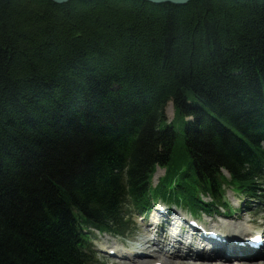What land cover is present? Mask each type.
<instances>
[{
	"label": "trees",
	"instance_id": "1",
	"mask_svg": "<svg viewBox=\"0 0 264 264\" xmlns=\"http://www.w3.org/2000/svg\"><path fill=\"white\" fill-rule=\"evenodd\" d=\"M224 187L262 201L264 0H0V264H95L84 227Z\"/></svg>",
	"mask_w": 264,
	"mask_h": 264
},
{
	"label": "rangeland",
	"instance_id": "2",
	"mask_svg": "<svg viewBox=\"0 0 264 264\" xmlns=\"http://www.w3.org/2000/svg\"><path fill=\"white\" fill-rule=\"evenodd\" d=\"M165 111H166L167 118L170 119L171 116H172V112H173V108H172V105L170 103L167 104ZM163 174H164V170L163 169H157L155 174H154V176H153V178H152L151 184L153 186L156 185L157 182H158L157 181L158 177H161ZM224 196H225L224 198L227 201L230 209L232 210V214H231L230 217L223 218L222 223H221L222 224L221 228H217V229L222 230L223 232H225L223 229H227V230H238L239 229V230H241L245 226V225H241L242 223H246L247 224L249 221H251L253 224L248 226L249 229H252V228L257 229L258 228V229L264 231V205L261 206L262 211L260 213H258V214L254 213V207H253V210H251L250 212L247 211V212L243 213L244 220L240 221L241 219L237 220V219L234 218V216H236V214L238 212L239 213L242 212V210L240 208V202L243 201L242 195H238V194L234 193L233 191H231L230 189H226L225 193H224ZM203 199L204 200H209V198L207 196H203ZM247 217L250 218V220L248 219L249 220L248 222L245 220ZM142 219H143L142 217H138V216L134 217V220H133V231H132L131 234H129L128 238H123V237H121L119 235L112 236L109 233L108 234L107 233H105V234H100L99 233L100 235L103 236L104 239H108V240L105 241L106 244H108L109 241L111 243L115 242L114 244H117V246L113 245V247L117 248L118 250L120 249L118 252H116L117 255L119 254L118 257H116V258L113 257V258L110 259L109 262H101V264H119L118 261L125 260V258H123L121 256V254H124L125 256H127V259H129V258L133 257V254L135 252H138V250L141 249V247L145 243V239H147L148 237L151 236L150 235L151 234L150 227L153 228V224L151 223L150 225H152V226H149V229H148L149 221L146 220V219H143V220ZM213 222H215V221H213ZM209 227H213V226L209 225ZM148 231H149V233H147ZM152 232H153V229H152ZM155 234L156 233L154 231V235L151 236V238L154 237ZM147 235H150V236H147ZM156 235L160 238L163 235V233H159V235L158 234H156ZM141 240H142L143 243L140 242ZM121 243L123 245H121ZM150 245H152V244L150 243ZM152 247L153 246H151V248ZM144 248H143L144 251H149V252L151 251L153 253V251H152L153 248L149 249V245L148 246H144ZM217 249L220 250V248H217ZM124 252L128 253V254L132 253V256H129V255L125 254ZM233 254H236V253H233ZM119 256L121 258H119ZM157 258H159V257H157V256L150 257V259L144 264H152V263H154V261H157ZM182 258H179V257H175L174 258V257H172V260L173 261L183 260L182 262H180L182 264H187V263L188 264H192V263H194V264H221L219 261H217V263H215V262H213V260L212 261L205 260V262H206L205 263V262H201L199 260H192L191 261V259H182ZM158 260H160V258ZM185 260H186V262H185ZM100 261H101V259H100ZM235 264H238V263H235ZM259 264H264V261H260Z\"/></svg>",
	"mask_w": 264,
	"mask_h": 264
},
{
	"label": "bare ground",
	"instance_id": "3",
	"mask_svg": "<svg viewBox=\"0 0 264 264\" xmlns=\"http://www.w3.org/2000/svg\"><path fill=\"white\" fill-rule=\"evenodd\" d=\"M261 211H262L261 206L256 209V212H258V213H260ZM236 218H241L242 220H244V218L241 215L240 216H236ZM155 219H154L155 221H158L157 217H155ZM248 219L250 220L249 217H247L245 220L248 222L249 221ZM152 224H153V222H152ZM208 228H211L212 232H215V233L221 235L222 237H225L224 239H226V242L224 244L223 243H217V242L211 243L213 248H210L209 257L202 256L199 251L188 252V253H180V252H176V251H172V250H169V251H166V252L165 251H160L158 254H156V256L160 258V260L157 259L158 263L159 264H179L180 262L183 261V260L173 261L172 257H174V258L175 257H179V258L183 257V258L191 259V261L192 260H199L201 262H205V260H208V261H212L213 260V262L217 263V261H219L221 264H233V263L234 264L235 263H238V264H259L260 261H264V256H262L260 252L252 253L251 255L250 254L249 255H245V254L240 255V254H237V253L233 254L234 251L241 250V248L239 249L236 246V245H238L237 242L239 241L235 237L237 234L230 233L229 231H227V230H225L223 228L222 229L225 232H223L222 230H219V229H213V227H209V226H208ZM152 229H154L153 231H155L156 234L159 235V233H163V235L160 238L156 234L152 238L151 237H148L147 239L144 238L145 239V243L143 244L141 249L138 250V252H135L133 254V257L127 259V256H125L124 254H121V256L123 258H125V260L118 261L119 264H144L151 257V255L149 253H151L153 255L155 254V253H152L151 251L150 252L146 251L147 253H145V251L143 250L144 246H148L149 245V249H152L151 246H153L154 244L156 245V244L163 243V239H165L167 235H166V233L164 234V229H161V232H159V229L154 224H153V228ZM152 229H151V231H152ZM106 240L107 239H104V243H105ZM140 242H142V240ZM150 243L152 245H150ZM169 245H173V244L169 243ZM106 247H108L109 249H113V247H109V246H107V244H106ZM228 247H230V249H228V251L231 253L229 255L223 253V251H225ZM101 248H103V247H101ZM217 248H220V250H218ZM158 249L159 248L157 247V250ZM197 249L201 250L202 247L199 246V247H197ZM114 250H115V248H114ZM153 250H155V249L153 248ZM125 254H127V253H125ZM129 256H132V253ZM119 258H121V257L119 256ZM185 262H186V260H185ZM180 264H182V263H180ZM192 264H194V263H192Z\"/></svg>",
	"mask_w": 264,
	"mask_h": 264
},
{
	"label": "water",
	"instance_id": "4",
	"mask_svg": "<svg viewBox=\"0 0 264 264\" xmlns=\"http://www.w3.org/2000/svg\"><path fill=\"white\" fill-rule=\"evenodd\" d=\"M51 1H53L54 3H57V4H62V3H66L70 0H51ZM144 1H148L150 3H155V4L171 3V4H176V5H183L190 0H144Z\"/></svg>",
	"mask_w": 264,
	"mask_h": 264
}]
</instances>
